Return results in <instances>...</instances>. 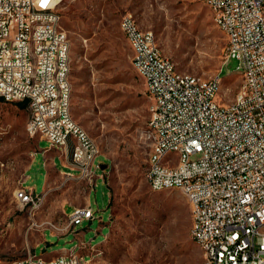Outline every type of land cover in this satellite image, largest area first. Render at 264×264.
<instances>
[{
	"label": "rangeland",
	"instance_id": "1",
	"mask_svg": "<svg viewBox=\"0 0 264 264\" xmlns=\"http://www.w3.org/2000/svg\"><path fill=\"white\" fill-rule=\"evenodd\" d=\"M127 11L143 29L154 31L180 73L204 79L219 75L222 103L231 101L241 86L238 62L226 55V36L211 7L201 0H65L62 24L72 42V114L99 145L96 161L105 164L96 169L97 185L91 191L96 218L75 227L81 236L69 232L63 214L69 182L64 177L48 178L46 196L36 211L21 204L15 192L24 174L25 187L37 184V192H43V153L32 158L36 144L40 149L51 144L47 139L37 143L27 132V107L0 100V264L33 251L51 258L75 247L79 237L95 246L88 253L78 249L86 259L94 256L92 264L204 262L190 232L188 196L180 188L153 190L145 177L151 151L144 136L150 98L121 28ZM73 184L72 198L82 204L83 187L89 183L82 178ZM70 209L67 206L66 212Z\"/></svg>",
	"mask_w": 264,
	"mask_h": 264
},
{
	"label": "built area",
	"instance_id": "2",
	"mask_svg": "<svg viewBox=\"0 0 264 264\" xmlns=\"http://www.w3.org/2000/svg\"><path fill=\"white\" fill-rule=\"evenodd\" d=\"M65 0H0V100L27 101L33 135L37 128L53 133L48 140L64 148L62 126L81 130L72 162L80 177L97 185L96 158L100 148L89 132L71 121L73 83L71 52H66L67 30L57 35L53 20L63 19ZM213 10L214 21L227 39L228 60L243 68L245 88L222 103L221 77H181L166 56L153 30H139L131 11L123 14L122 30L133 51V64L144 78L150 98L147 123L157 127L148 138L151 151L145 177L154 187L180 188L191 202L193 238L207 241L209 264H264V0H201ZM48 16V26L39 18ZM33 41V48H26ZM14 61H26L25 70ZM70 67L67 80L59 71ZM71 142V140H70ZM22 187V186H20ZM22 205L35 210V200L46 196L25 188L15 192ZM69 232L96 218L91 206H76L69 215ZM83 242L72 257L57 255L52 263L29 254L4 264H92L81 255Z\"/></svg>",
	"mask_w": 264,
	"mask_h": 264
},
{
	"label": "bare ground",
	"instance_id": "3",
	"mask_svg": "<svg viewBox=\"0 0 264 264\" xmlns=\"http://www.w3.org/2000/svg\"><path fill=\"white\" fill-rule=\"evenodd\" d=\"M132 13V12H131ZM134 17V24L138 25L139 30H145L143 29L136 16L134 13H132ZM63 19H56L53 20V28L57 29V35H64V30H66L63 27ZM39 26H48V16H41L39 18ZM121 28L122 30H125V23H124V17H122L121 20ZM71 47H72V42L71 40H66L65 43V50L66 52H71ZM26 48H33V41H26ZM72 59V58H71ZM0 68H9V61H7V58L5 56H0ZM26 68V61H14V69L18 70H25ZM237 70L242 73L243 76V82L241 84L240 88H245L246 86V79L244 77V72L243 68L237 67ZM181 74V77H192L196 75H188V74ZM67 75H70V67H63L62 71H59V80H67ZM199 79H204L200 76H198ZM211 79V78H209ZM239 89L237 93L239 92ZM72 98L73 94H71V105H72ZM29 111V110H28ZM71 121L77 122L76 119L74 118L73 114H71ZM80 127L84 130L87 131L81 124ZM27 132L29 133L30 136L33 135V126H32V120L28 121L27 124ZM36 135H41L45 137L48 140H53V133L51 131H45V128H37L35 132ZM147 136L148 138H156L157 137V127L153 125V123H148V128H147ZM74 138L75 143H82V136H81V130H78L76 126H62V142H66V146H68L70 139ZM89 140H91L92 143H97L89 134ZM65 147V146H64ZM100 154V152H99ZM72 155H75V144L73 148ZM149 183V182H148ZM167 187H154L153 190H165ZM18 194H25V188L24 187H19L18 188ZM45 196H39L38 200H35V210L38 209V207L43 203ZM70 225L72 226V218L70 217ZM191 236H193V229H192V224H191ZM202 248L203 253H204V262L202 264H209L211 261V251H210V246H208L207 241H204L202 238H193ZM64 255V257H72V250H70L69 253L67 254H60ZM39 257H42V260H45V263H52L53 258H45L43 256H38L36 255V252H30V259H37Z\"/></svg>",
	"mask_w": 264,
	"mask_h": 264
},
{
	"label": "crops",
	"instance_id": "4",
	"mask_svg": "<svg viewBox=\"0 0 264 264\" xmlns=\"http://www.w3.org/2000/svg\"><path fill=\"white\" fill-rule=\"evenodd\" d=\"M34 138H36L37 143H38V141H40L42 139H46L45 137H43L41 135H36ZM70 140H71V142H69L68 146H65L64 148L54 147V146L50 145L49 147H46L45 149H40L39 146L36 144V150L34 151L33 158H32V160H33L39 152L43 153L42 165H44L45 185H44V190L42 193L45 192L46 183L48 181V178L51 177V175L54 176L55 180L56 179L58 180V178H60V177H64L65 180L69 182V183H67L68 187L65 190L69 196H67L68 199H67V201L64 205V209H63L64 216H67L69 219V223H68L69 229H71L70 216L69 215L72 213L73 209L76 206H91L92 207V198H91L92 186L90 184L88 186L86 185L85 187H83V191L85 192V200L83 201L82 204L76 203L74 201V199L72 198V193L76 189V187L74 186L75 184H73V183L75 182V180L78 182L82 181V178L80 177V172H79L78 167L72 162V152H73V148H74L75 139L71 138ZM97 165H100V168H105L104 163H98L96 161L95 162V168H97ZM100 176L103 177V173H101ZM26 180H27V176L24 174V177L21 181L22 187L32 189L35 193L41 194V193L37 192V184H30L29 187H25L24 184L26 183ZM77 189H79V186L77 187ZM67 206L71 207V209L69 210L68 213L66 212ZM94 220L95 219L86 220V221L93 222ZM112 222H113V220H112V212H111L110 219H109L110 228H111ZM78 232L80 233L79 236H81V234L83 233L80 230ZM68 233H66V234H68ZM51 234H52V236L58 235V234L53 233L52 231H51ZM65 235H63V236H65ZM45 236H46V232H45ZM107 236H106V238H107ZM59 237H62V236H59ZM79 239H80V241L78 244H80V242L84 243V246H81V249L86 250V253H88V251H90V250H94L95 246L94 247L90 246L88 243L85 242V240L82 239V237H79ZM70 250H72V249H70ZM70 250H61L60 252H58L54 256H52L51 258H53L57 255H60V254H67L70 252ZM81 255H86V254H84V252H81ZM90 258L93 259L94 256L92 255Z\"/></svg>",
	"mask_w": 264,
	"mask_h": 264
},
{
	"label": "trees",
	"instance_id": "5",
	"mask_svg": "<svg viewBox=\"0 0 264 264\" xmlns=\"http://www.w3.org/2000/svg\"><path fill=\"white\" fill-rule=\"evenodd\" d=\"M21 104V106L23 107H27V101H23V102H19Z\"/></svg>",
	"mask_w": 264,
	"mask_h": 264
},
{
	"label": "snow or ice",
	"instance_id": "6",
	"mask_svg": "<svg viewBox=\"0 0 264 264\" xmlns=\"http://www.w3.org/2000/svg\"><path fill=\"white\" fill-rule=\"evenodd\" d=\"M47 3V0H44V4H46Z\"/></svg>",
	"mask_w": 264,
	"mask_h": 264
}]
</instances>
